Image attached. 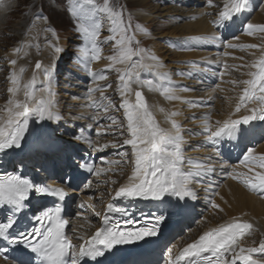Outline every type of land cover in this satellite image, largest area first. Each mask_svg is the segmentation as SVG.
<instances>
[{
	"label": "snow or ice",
	"instance_id": "6c2138e0",
	"mask_svg": "<svg viewBox=\"0 0 264 264\" xmlns=\"http://www.w3.org/2000/svg\"><path fill=\"white\" fill-rule=\"evenodd\" d=\"M248 3L249 0H225L223 10L219 12L218 19L213 22L214 26L217 29L221 27L228 29L231 24L235 23L237 14H242L247 10ZM7 6V0H0V8ZM84 6L91 8L94 13L90 27L79 23L80 13ZM208 6H213L212 0H208ZM126 8L127 3L116 6L111 0H102L100 4H97L96 0H83L82 4H74L70 9V14L77 19L76 31L83 37L84 56L88 65L91 62H99L101 59L98 37L103 24L96 19V16L105 17L109 22V35L102 43L111 45L114 54L106 57L110 63L99 73L93 72L90 66L87 67L89 76L97 84L95 88L87 89V95L91 105L97 110L100 105L93 98L96 92L100 93L101 101H109L103 106L105 113L110 110L123 109L129 134V138L124 140V145L131 147L134 157L131 175L128 176L127 183L115 191L112 202L107 204L106 211L101 217V227L87 239L83 236L79 237L82 242L78 246L72 243L65 231L69 220L62 215L64 203L67 202L69 191L75 189V175L80 170L100 175L103 169L96 168L84 156L71 150L76 146L71 145L70 142H58L55 133L59 131V128H50L46 123L59 124L62 116L53 110L56 108L54 102L50 101L45 105L42 100L36 99L33 88L36 84V74L39 72L43 85L40 90L54 95L52 92L54 63L51 67H44L42 61H35L32 79L23 84L24 99L22 101L14 97L21 91V74L25 69L21 67L18 72L13 70L8 74L7 79L11 86L7 91L10 98L7 101L8 107L4 110L6 118H0V166L13 164L24 168L28 163H32L37 171L46 173L59 181L58 186L46 185L43 181L26 178L22 171H16V167L13 168L12 174L0 175V210L8 213L3 220H0V240L6 242V246H0V256L9 259L7 253L13 248H19L20 258L13 264H34V261L35 264H87L85 258H90L93 264H102L98 258L105 257L106 253L113 249L119 250L117 246L157 237L171 216L188 210V199L197 198L190 185L202 175L215 171L211 165L200 162L191 163L187 173L180 171L184 164L180 125L172 121V132L159 128L140 89L148 86L150 91H158L169 100L180 99L175 93L189 89L172 87L171 78L167 74L155 71L162 65L158 63L157 57L147 55L146 49L139 47L140 42L135 39L133 31L131 13H127V21L125 20ZM33 20L42 21L46 25L45 31H51L53 36L57 35L52 20L44 15L43 5L40 11L34 14ZM135 27L136 31H145L139 24ZM244 31L248 35L257 31L264 33V26L247 23L244 25ZM219 39L213 36L212 42ZM89 44L91 46L90 57ZM49 47L55 53L62 51L54 44H49ZM227 47H233V45L228 44ZM249 47L258 46L249 45ZM20 50L19 47L14 48L12 54L19 58ZM145 58L153 63H144ZM9 64L15 69L17 59L10 60ZM117 64L125 67L117 68ZM191 67L201 72L207 71L197 64ZM249 67L254 68L255 71L248 73L250 79L239 82L245 87L239 96L235 112L239 113L242 107L254 100L258 101L261 107L258 110L251 109L252 114L244 115L241 119L229 118L223 123L217 121L214 131L205 125V140L214 146L217 154L225 138L231 139L237 134L243 135L245 129L240 127L241 125H248L256 119L264 121V54ZM145 68L151 70L157 79L162 83L166 82L169 86L163 87L162 90L159 87L153 89V80L141 77L140 70ZM109 70H115L119 74V83L116 86L121 97L119 107L104 95L112 85L98 83L108 78L106 72ZM189 75L194 74L190 72ZM236 83L238 82L233 81V84ZM133 85H136L137 89L134 91V102L130 99L133 96ZM172 115L174 116L175 113ZM95 119L93 117V120ZM108 119L111 120V125L108 127L112 125L119 127L115 118L109 116ZM30 124L38 125V127L32 128ZM100 134L98 131L97 135ZM28 136H31L34 141L32 144L34 155L25 159L22 154L28 143ZM71 139L82 141L94 150L98 148L90 138L86 139L83 133L76 135L73 132ZM111 146L117 147L118 145L112 144ZM103 147H108V145ZM49 152L54 154L52 160L43 155ZM119 155L126 156L127 153H119ZM17 157L20 158L17 159ZM241 163L249 165L248 172L253 173L254 168L264 169V156H254L253 150L249 148L244 153ZM223 167L224 165H221V168ZM230 175L232 179L239 181L249 191L264 199V171L248 175L236 173L233 170ZM88 184L90 186L91 182L89 181ZM34 197L36 203L41 204L40 208L30 207ZM41 197H55L61 203H56L53 207H45L39 199ZM167 197L174 199L169 200ZM117 200H150L157 202L158 208L150 216L141 220L129 212L128 208L118 205ZM210 206L222 211L220 206L214 202ZM80 207L83 208L85 205L81 204ZM88 207L94 210L93 205L90 204ZM26 210L32 211L30 220L27 219ZM97 215L100 214L97 213ZM252 228L251 223L239 222L234 218L232 222L205 231L181 249L175 257L172 255V248H168L166 264H197V261L199 264H237V262L264 264V259L254 258L257 253L264 254V240L260 241L258 247L239 246V240L249 235Z\"/></svg>",
	"mask_w": 264,
	"mask_h": 264
},
{
	"label": "rangeland",
	"instance_id": "374dc122",
	"mask_svg": "<svg viewBox=\"0 0 264 264\" xmlns=\"http://www.w3.org/2000/svg\"><path fill=\"white\" fill-rule=\"evenodd\" d=\"M185 1L186 0H111L116 6L127 3L125 20L127 21V13H131L133 31L135 32V39L140 42L139 47L146 49L147 55L157 57L158 63L162 65V67L156 69V71L161 74H167L171 78V85H177L179 88H182L178 85L181 84L189 89V91L176 92L175 94L177 96L184 98V96L194 95L197 100L208 96V98L212 97L214 101H216V96L221 91H228L231 94H233V92L240 93L241 83H239V81L242 80L240 71L242 68L246 69L244 65L246 62L244 56V54H246L244 51V48L246 47L244 38H247L245 34H242V31L244 30V25L247 23H251L255 26H264L263 23L256 25L252 22L253 16L260 8L262 9L264 7V0H259L257 4H254L249 0L248 4L255 8L248 12L247 18H243L241 21L242 26H236V29L234 30L235 34L237 33L236 30H239V27L240 32L234 37L231 35L232 38H227L226 31L221 28L217 29L213 25V22H211V25L207 24V30L213 29L220 38V46H211L206 49L207 55L204 60L210 62L207 66L203 65L205 61L201 62L195 58L179 57L182 54L188 55L194 52L205 51V45L199 44L201 37H204V32L193 36L184 34L178 37L179 33L177 32H174L173 36H170L169 33L172 32L170 31V28L174 26L180 27L186 23L194 22L199 18L198 15L201 13L205 18L209 17L210 21H215L218 19L219 12L222 10L221 3L219 0H212L213 6L210 7L208 6V0H201L202 2L200 3L197 2L198 0H189V2ZM82 3L83 0H7L8 6L6 8H0V95L6 93L7 89L10 87L7 77L10 71L15 70L12 69L9 64V61L12 60V52L14 48L19 47L21 49L19 55L29 48L33 53V57L40 61L45 58L44 54H47L46 57L50 60L51 58L54 59L56 56L58 63L54 73L56 77L53 92L56 97L55 105L58 108L59 114L62 116L59 124L53 123L56 128H59V131L55 133L57 141H67L74 146H77L74 143H80L81 145L78 147L81 151H84L86 149L84 146L85 143L71 139V134L73 132H75L76 135L83 133V136L86 139L90 138L93 143L98 146L95 151L102 152L101 156L108 161L107 167L112 165V171L117 172L120 170L119 165L124 164L122 161H128L131 159L129 154L130 148L124 145V140L128 138V135L124 132L126 131V127L123 118V110H110L105 113L103 111V106L109 101H101L100 93L96 92L93 94V98L100 105L99 110H97V108L91 105L87 95V89L89 87L95 88L97 86L89 76L87 67L90 66L93 72L95 71L99 73L104 70H99L100 64L105 65L106 69L110 63L108 60L106 61V57L114 54L111 45L102 43L106 36L109 35V22L105 17L96 16V19L103 24L101 34L98 37L101 48V59L99 62H91V64L88 65L84 56L83 37L76 31L77 19L70 14V9L74 4ZM96 3L100 4L102 3V0H96ZM42 5L44 15L52 20L57 33L56 36H53L51 31L44 30L46 25L42 21L33 20L34 14L40 11ZM191 7L194 8L193 12L197 15L190 14L186 16L187 11H189V9L192 10ZM93 14L91 8L84 6L83 11L80 13L79 23L85 27H90L93 22ZM137 24H139L145 31H136L135 26ZM228 30L231 34L229 28ZM16 32H19L20 35L18 36ZM257 32L259 34H256V36H264V33ZM197 37H199V39L196 40L200 45V49L193 47V44L190 48L189 44L192 43L191 38L195 39ZM37 39H39L38 43H36ZM231 40H234V42L229 43ZM46 43L54 44L62 51L60 53H55L49 48H46ZM238 43L239 47L242 46L241 50L232 52L225 48L226 44L234 45ZM249 44L252 45L254 43L249 42ZM257 44V46L261 48L264 47V42H257ZM28 45H31V47H28ZM53 53H55V55ZM88 54L90 57V44L88 45ZM233 55L235 56L233 57ZM59 59L61 60L60 63ZM143 62L151 64L153 61L151 62L145 58ZM193 64L200 65L207 69V71L201 72L198 69H192L191 66ZM221 65L226 66L224 71H222ZM212 66H216L215 69H212ZM116 67L123 69L125 66L117 64ZM143 70L144 69H141L140 72L142 73ZM190 72L194 75L190 76ZM181 73H183V75H181ZM30 75L33 76V72L30 73ZM106 75L108 78L104 81H99L98 83L100 85H112L111 88L107 89L104 95L119 107L120 100L119 96H117L118 91L116 90V86L119 83V74L115 70H109L106 72ZM37 76H40V78L42 77L39 72L36 74V78ZM150 76L156 78L153 72L150 73ZM22 77L26 78L27 76H24L23 74ZM22 77L21 80H23ZM233 81H237L238 83L233 84ZM34 86L39 88V83L36 82ZM161 87H165V84L162 82ZM218 98L222 100V96H219ZM213 99H210V101ZM0 102L1 112L4 107L3 103L6 102V99H2ZM193 103H195L194 107L182 109L186 110L185 112H188V115L185 113L186 117L185 115H182V117L186 119H181L182 121L180 120V125H182V127L189 128L186 131H193V129L194 131H197V128L205 127V125H216L215 120L213 119L215 112L211 110V106L206 103L197 104L195 101H193ZM250 103L251 102L247 105H250ZM196 114L198 117L205 115V118H203V120L198 118L197 122ZM1 115L0 118H6V112H3V114L1 113ZM109 116L118 121L119 127L121 130L123 129L122 132L116 128L118 127L117 125L108 127L111 125V120L108 119ZM93 117L96 119L93 120ZM97 121H99V124H97ZM204 121L208 124L203 123ZM101 125L103 127H101ZM98 131L101 133L100 135H97ZM258 134L260 136L257 146L264 144L263 130L258 132ZM48 135L52 134L50 133ZM184 139L189 140L186 141L188 143L186 144L187 146L184 147V150L182 149L184 161L189 160L193 163L200 160L204 164H209L215 168V176H217L220 171H224V169H220V167L217 170L218 161L220 160L219 158L217 160L213 159V161L210 160V157L214 156L213 153L210 152L212 151L211 144L205 145L206 143L204 141L202 144L198 139L193 141L187 136H185ZM113 140H116L115 144L118 145L117 147H112L111 144H109V141L112 142ZM104 145H108V147H103ZM247 149H249V147ZM252 149H255V147ZM90 150H92V152L94 151L93 148H90ZM194 150L199 151L195 153ZM119 153H127V155L124 156V158H120L122 156L119 155ZM30 154L31 156L34 155L32 149L30 150ZM43 155L49 160L54 158V155H52L51 152ZM100 166H102L100 169H103V171L100 175H95L93 181L94 185H105L101 179L107 178L106 165L102 163ZM242 166H244V164H242L240 160L237 163L228 165L226 169L230 172ZM219 182L220 183L217 186H214L212 182L207 183L206 185L209 188L213 186L214 188L216 187V189L210 188L209 191L200 183V185L196 186V183L198 182H194L190 185L192 190L195 191L197 197L193 203L194 215L191 221L190 230L194 229L201 221L206 220L205 218L210 213L212 214V207L210 204L214 202L213 192H218L217 189L226 182V178L221 177ZM209 194L212 195L209 196Z\"/></svg>",
	"mask_w": 264,
	"mask_h": 264
},
{
	"label": "bare ground",
	"instance_id": "6f19581e",
	"mask_svg": "<svg viewBox=\"0 0 264 264\" xmlns=\"http://www.w3.org/2000/svg\"><path fill=\"white\" fill-rule=\"evenodd\" d=\"M187 1L189 2V0H186L185 2H187ZM215 1H218V0H215ZM219 1L221 3L222 10H223V5H224L225 0H219ZM250 1H252L254 4L258 3L257 0H250ZM197 2L200 3L202 1L198 0ZM253 8H255V7L250 6L248 4L247 10L244 13L237 14L235 22L236 21L239 22L238 25L240 26L243 18H247L248 12L251 11ZM193 11H194V8H192V10L189 9V11H187L186 16H188L190 14L191 15H197ZM142 16H143V14H142ZM198 16H199V18H197L194 22L186 23L180 27H175V26L171 27L170 31H172V32L169 34H170V36H173V33L177 32V33H179L178 37H180L181 35H184V34H188V35L193 36L195 34L198 35V34H201L204 32V37H201L199 44L205 45V47H204L205 51L194 52V53H190L188 55L182 54L179 57L195 58L201 62L205 61L203 63V65L207 66L210 62H208V60H204L206 55H207L206 49H207V47H211V46L212 47L213 46H220V43H219L220 39L217 40L216 42H212L213 36H217V37H219V36L215 33V31H213V29L207 30V28H208L207 24L211 25V22H214V21H212V20L210 21V18L207 16H206L207 18H205V16H202V13ZM252 22L255 23L256 25L260 24V23L264 24V7L262 9L260 8L259 11L253 16ZM230 28L232 30H234V28H232V27H230ZM221 29L226 31L225 33L229 34L228 29H225L223 27H221ZM236 32L239 33L240 29L236 30ZM16 33L18 36L20 35L19 32H16ZM233 33H234V31H231V34H233ZM242 34H245V36H247V38H244L245 39L244 42H245V46H246L244 48V51L246 53V54H244V56L246 58V62L244 63V65H245L246 69L242 68L240 71L241 72V79H242L241 81H244V80L250 79L251 77L248 75V73L250 71L255 70L254 68L249 67V65H251L253 62L257 61L261 57V55L264 54V52H263L264 47L261 48L258 46V48H250L249 42L254 43L252 45H258L257 42H264V36H256V34H259L258 32H255L252 35H248L244 30L242 31ZM14 36L17 37L16 35H14ZM199 37H197V38H199ZM38 40L39 39L36 40V43H38ZM191 41H192V43L189 44L190 48L193 44V47H197L200 49V45L198 44V41L196 39L191 38ZM232 42H234V40L229 41V43H232ZM49 44L50 43H46V48H49L50 50H52V48L49 47ZM227 45L228 44L225 45V48L228 51H232V52L237 51V50H241V47H242V46L239 47V43L234 44L233 47H227ZM53 54L55 55V53H53ZM46 55L47 54H44L45 58L43 60H41L43 63V66L44 67H51L54 63V67L57 68L58 62H57L56 56L54 57V59L51 58V60H50L49 58L47 59ZM234 56L235 55H233V57ZM14 59H17V65L15 67V71L18 72L19 69L21 67H23L25 69L24 74H26L25 76H27L26 78L23 77V80H21V91L17 94L16 97H14V99H18V100L22 101L24 99L23 84L28 83L32 79L30 73L33 72V68H34V64H35L36 59H35V57H33V53L30 51L29 48L24 50L23 53L19 56V58L15 57ZM106 61H107V59H106ZM60 62H61V60L59 59V63ZM213 66H212V69H215L216 66L215 67H213ZM223 67L226 68L224 65H223ZM101 69H105V65L100 64L99 70H101ZM223 71H224V69H223ZM151 72H152L151 70L145 68L143 70V72L141 73L142 79L153 80V86H152L153 89L159 87L162 90L161 81L159 79H157V77L153 78L152 76H150ZM22 75L23 74H21V76ZM52 76H53V78H52V92H53L54 87H55V75H54V73L52 74ZM41 81H42V77L40 78V76H37L36 82L39 83V86H38L39 88H37L35 86L33 88L36 91L35 92L33 90L36 94V99L42 100L45 105H47L50 101L56 103V97L54 95H49L48 92L40 90L43 87ZM164 84H165V86H169V85H167L166 82H164ZM175 84H176V81H175ZM178 85L180 87H184L181 84H178ZM240 85H241L240 93L233 92V94H231L228 91H221L217 94L216 101H214V99L212 97L208 98V96L206 98L203 97V98L197 100L196 96H194V95L184 96V98L180 97V99H176V100H169L165 96L161 95L160 92H158V91H155V90L150 91L148 89V86H144L143 88H141V90L143 92L146 103L149 106V110L152 112L154 119H155L157 125L159 126V128H161L164 131L172 132L173 130L171 129V122L174 121L180 125V122L183 119H186V118H183L182 115H185V113L188 115V112H185L186 110H182V109L194 107L195 103H193V101H195L197 104L206 103L209 106H211V110L213 112H215V115L213 116L215 123L217 121L223 123V121L225 119H229V118L241 119L244 115H251L252 114V112L250 111L251 109H257L258 110L261 107V105L258 101L254 100L253 102L250 103V105H246L245 107H242L241 111L239 113L235 112V106L239 102V96L242 94V90L245 87V85L242 83ZM171 86L179 89V87L177 85H171ZM132 87H133V94H134V91L136 90V85H133ZM177 92H180V91H177ZM117 96H119V100H120L121 97H120L119 92H117ZM219 96H222V100H220L218 98ZM9 98H10V95H9L8 91L6 93H2L0 95V101H2V99H6V102L3 103L4 107H3L2 111L0 112V115H1V113L3 114V112H5L4 110L8 107L7 101ZM130 99L133 101V96ZM210 99H213V100L210 101ZM161 109L163 111H161ZM53 110L57 111L58 108L56 107ZM57 112L59 113V111H57ZM216 112H217V115H216ZM123 113H124V111H123ZM173 113H175L174 116L172 115ZM185 117H186V115H185ZM1 118H3V117H1ZM123 118H124L125 127H126V119H125L124 115H123ZM198 118L200 120H203V118H205V115H201L199 117L197 115V122H198ZM46 123H48L50 128H56V126L53 125L52 122H46ZM203 123L208 124L205 121ZM30 127L34 128V127H38V125H31L30 124ZM209 127H211V129L213 131L215 130V125L214 126L209 125ZM240 127L245 129L243 135L237 134L235 137H232L231 139L225 138V140H227L228 143H231V145H233V149H235L237 151H239L240 148L244 145V141H245L244 138L248 133H250L251 135L256 137L259 135L258 132H260L262 130L264 131V121L256 119V120H253V125H250V124L241 125ZM204 128L205 127H199V128H197V131H194V129H193V131H186L189 128L187 129V127L185 128V127H182V125H180V134L183 138L182 149L184 150V147L187 146L186 144L188 143V142H186L188 139L187 140L184 139L185 136L190 137V139L193 141L198 139L199 141L202 142V144L204 141L206 143L205 145H209L210 143H208L205 140ZM125 130L126 131H124V132L127 133L128 138H129L127 128ZM122 131H123V129L121 130V132ZM48 134H50V133H48ZM27 141H28V143L26 144L24 153L22 154L23 158H25V159H28L31 156L28 153L32 149V144L34 143L33 138L31 136L27 137ZM115 141L116 140H113L112 142L109 141V144H111V145L115 144ZM76 145H78V144H76ZM80 145L81 144L79 143L78 146H80ZM126 146L130 148L129 154L131 156V159H129L128 161H122V163H124V164L119 165L120 170L117 172L112 171V165H110V167H107V173H106L107 178L101 179L105 185H94L92 183L93 177H94V174H93L91 176V179H90L91 184H90L89 188L83 190L82 192L81 191L78 192V193L82 194L79 203L84 204L85 207L83 208V210H81V213H82L81 217L82 218H80V219L77 218L76 220H74L72 226L69 227V229H68L69 234H71L72 237H74L75 239L78 238L80 235L81 236L86 235L92 231L93 226L96 225L95 220L98 219V217H99V215H97V213L101 212V210H102V208L106 202H108L110 199H113V197L115 195V191L120 186L127 183L128 176L131 175L134 157L132 156L131 147L128 145H126ZM210 146L212 147V151H210V152H212L214 155V156L210 157V160L211 161H213V159L217 160L218 157H221V160L218 161L219 163L217 162L218 163L217 170L219 169V167H220V169H224V168L225 169H224V171L223 170L220 171V173L217 176L214 175V172L211 174H208V175H202L201 177L197 178L196 182H198V183H196V186L202 184L205 186V188H207L208 191L210 190V188L216 189V187L214 188V186H217L220 183L219 181H220L221 177H225L226 182L223 183V185H221V187L219 189H217L218 192H213L214 202L220 206V209H222V211H219L217 209L212 208V214L211 213L209 214L211 216L208 215L205 218L206 220L201 221L199 224L196 225V227L194 229H191V230L185 229L184 230L183 228L185 226L183 225L184 227L182 226V228H180L178 230L180 233H182V235L179 236V234H177L175 239L171 240V242H169L166 246H164L160 250V254L156 257L157 262H159L158 260L162 256V253L165 256L164 260L165 261L167 260L168 248H172V254H174L177 251H179L180 249L184 248L190 242L192 243L195 239L198 238L199 235L203 234L205 231H208L210 229L217 228L221 225H225L229 222H232L234 220V218H236L239 222H248V223H251L253 225L251 233L239 240V243H240L239 246L240 247H244V248L258 247L260 241L264 240V199H261L254 192L249 191L239 181L232 179L230 173H232L233 170L230 172L228 170H226V168L228 167L227 166L228 164L223 163V160H222V158L224 159V158H227L229 156V154H230L229 148L225 149V148H221V146H220L219 154H217L216 150L214 149V146L213 145H210ZM85 148L90 149L91 147H89L86 144ZM71 150H73V149H71ZM183 150H182V156H183ZM252 150H253L254 156H256V157L264 156V144L258 145V146L256 145L255 149H252ZM198 151L199 150H196V151L194 150L195 153ZM240 152L241 151H239L238 153H240ZM93 153L99 155L100 152L94 151ZM18 158H20V157H18ZM120 158H124V156H122ZM183 159H184V157H183ZM242 160H243V157H242ZM102 162L107 163V161L105 159L99 158L96 168L99 169L101 167L100 165ZM197 162L202 163L200 160H197ZM191 163L192 162H190L189 160L184 161V164L181 167L180 171L183 173H187L190 170V164ZM221 165H224V167L221 168ZM248 167H249V165L244 164V166L238 167L235 170V172L252 175V174H254V172L264 171V169L254 168L253 173H249ZM109 168H111V169H109ZM32 169H33L32 167H28V170H32ZM25 171H27V170H25ZM212 178H214V179H212ZM113 181H115V183H113ZM48 182H50L51 184L54 183V181H48ZM211 182L214 186L209 188L206 184L211 183ZM75 193H77V192H75ZM210 195H212V194H209V196ZM167 199L172 200L174 198L167 197ZM132 202L136 206L145 207L147 209H152L153 205H155V207L158 208V203L150 201V200H137V201H132ZM193 203H194V200L188 199V205H189L188 210L182 214L171 216V218L168 219L166 225L176 224L180 220V217H183V219L187 222L190 221L192 219L193 214H194ZM90 204L94 206V210H93V208L88 207V205H90ZM76 230L78 231L77 234L74 233ZM254 258L264 259V254L257 253V254H255ZM0 264H6V263L0 261ZM237 264H240V262H237Z\"/></svg>",
	"mask_w": 264,
	"mask_h": 264
}]
</instances>
